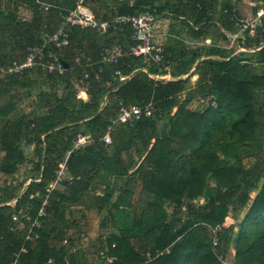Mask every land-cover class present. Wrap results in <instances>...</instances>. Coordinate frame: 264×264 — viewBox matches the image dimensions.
<instances>
[{
    "label": "trees",
    "instance_id": "obj_1",
    "mask_svg": "<svg viewBox=\"0 0 264 264\" xmlns=\"http://www.w3.org/2000/svg\"><path fill=\"white\" fill-rule=\"evenodd\" d=\"M45 1L55 3L54 0ZM218 1L177 0L176 5L168 7L176 16L192 19L185 22V28H191L197 40L213 39L216 44L226 40L220 30L237 33L241 19L233 0H223L221 4ZM76 3V0L69 3L71 8L56 5L70 10ZM84 5L99 22L143 11L153 15L163 11L156 7L155 0H87ZM218 6L225 9L226 14H221L214 22ZM1 25L15 27L17 31L20 28L16 20L0 13ZM263 29L264 21L254 36L241 35L237 47L253 52L234 56L233 51L215 46L203 56L200 51L186 49L181 42H174L177 46L168 42L163 44L161 65L129 54V49L135 45L129 25L104 36L78 29L77 42L86 39V35L97 42L100 40L98 66L103 67L98 81L93 82L96 87H92L91 101L87 105L92 118L82 124V116L73 115L65 105L66 100L76 99V92L71 90L73 75L70 69L58 75L38 66L20 75L2 78L0 117L4 120L0 150L4 151V156L0 161V174H13L24 163L21 148L24 140L34 146V171L40 177L37 182L30 183L14 207L0 206V264H13L11 255L25 246L26 234L15 237L16 227L25 222L29 230L35 220L40 224L34 229L38 239L34 245L26 244L28 252L21 254L16 264H47L49 260L52 264H66L63 258L71 248L76 252L69 255L68 264H105L106 257L113 259L111 264H222L213 251L212 239H217L215 250L224 245L226 249L227 243L233 240V228L227 232L217 230L213 238L209 229L215 230L229 213L238 215L239 210L248 205L249 193L264 178ZM215 31L217 41L211 37ZM41 43L39 33L38 41L27 47ZM117 47L122 56L115 64L101 62L103 48L114 50ZM21 48L19 45L18 50ZM59 50L48 45L45 59H52L53 55L58 58ZM248 63L254 64V72L247 67ZM162 65L169 66L172 71L171 80L165 84L151 78L162 75ZM36 69L45 70L50 82L49 89L39 95L45 112L35 118L23 117L22 122L18 121L19 131L7 135L5 120L15 110L18 97L14 89L25 90L26 87L14 79ZM192 70L197 80L191 91L181 97ZM106 73L113 78L110 82L116 91L112 94L125 102L123 106L143 107L151 102L155 109L151 117H141L116 128L113 132L120 129L117 135L127 133L126 138L122 136V143L113 142L112 133L108 146L101 138L117 116L119 106L117 109L105 106L99 110L103 95L98 85L107 83ZM116 73L130 77L129 81L119 82ZM85 74L81 75V83ZM89 77L92 81L94 74ZM204 100H207L206 107L190 108L192 103ZM80 126L83 127L80 129ZM77 135L92 136L93 140L70 153L65 165L70 179L60 185L65 192L54 189L49 195L45 216L38 217L45 189L60 162L66 158V152L72 149ZM148 148L139 162L142 150ZM136 185L138 191L133 193ZM116 186L123 189L113 200ZM99 189H103L102 192L99 193ZM12 192V188L0 187V200L8 202L14 197ZM132 193L135 194L133 199ZM167 206L172 207V213H167ZM20 208L25 210L26 219L12 222V213ZM127 209L133 210L129 228L117 227L116 232L102 235V243L98 246L90 239L87 256L81 253L79 244L85 231L81 222L87 219V228H91L90 221L94 224L97 216L100 228H104L105 220L99 217L104 212V217L116 227L115 214ZM74 210L82 213L79 221L73 217ZM91 213L97 214L93 217L89 216ZM234 249V264H264V182L242 218L234 238ZM101 251L106 257L100 256ZM160 253L162 255H158Z\"/></svg>",
    "mask_w": 264,
    "mask_h": 264
},
{
    "label": "crops",
    "instance_id": "obj_2",
    "mask_svg": "<svg viewBox=\"0 0 264 264\" xmlns=\"http://www.w3.org/2000/svg\"><path fill=\"white\" fill-rule=\"evenodd\" d=\"M44 2H47L45 0H42ZM83 0H76V6L82 4ZM234 1V0H233ZM55 2V3H54ZM54 4L60 5L66 8H71L69 3H72L73 0H54ZM235 2V1H234ZM25 3L28 5L26 9L21 8V4ZM50 3V2H47ZM263 5L264 6V0H237L235 3V8H237L238 13L240 16L242 14H245L248 16V18H251L254 16L255 10ZM86 7V6H85ZM0 13L12 17L14 20L18 22L17 27L19 28V31L15 29V27H10L7 25H1L0 26V68L4 65H7L10 61H20L22 62L27 54V44L38 41L39 33L42 30V27L44 24H48L51 27V31H54L56 28H58L60 25H62L61 19L57 17L55 14H50L48 16H44L41 14H38L36 12V8L34 6V0H0ZM15 25V22H14ZM156 25L154 24V30L156 34ZM78 28H67L68 38H69V45L60 48L61 50L58 51V55L65 68V70H69L72 73V79H71V87L72 91L77 92L78 90L82 89L83 83H81V75L83 73H86L88 75V78H90V74H94V77L92 78V81H88L92 85L87 88V97L84 99V101H79L77 99H68L66 100V106L68 109L73 111V115H80L82 116L81 124L85 121H88L92 118V111L89 110L88 104L91 101V93L92 89L96 87L94 85V79L95 77H98L99 79V73L103 71V67L98 66V42L93 40V38L90 35H86V39L77 42V38L79 34H77ZM226 32V31H224ZM80 33V32H79ZM228 33V32H227ZM166 36V35H165ZM165 36H157V42L164 44L166 42ZM35 37V40L34 38ZM226 37V36H225ZM98 39V38H97ZM41 40V38H40ZM22 45L21 50H18V46ZM27 47V48H26ZM115 51L121 52L120 47H117L114 49ZM62 59H64L62 61ZM79 65V66H77ZM193 73V70L189 73L191 75ZM188 77L184 76V78ZM104 79L107 81L105 84L98 85V89H100V94L103 95L101 101L99 102V110L102 107H113V109H117L120 104H124L125 102L119 97L112 93H115L116 89H114V86L110 81H113V78L109 76V74H105ZM130 77H127L126 81H129ZM14 80H18L19 84L23 82L25 84V90L16 88L13 93L18 94L17 97V103L15 110L9 114L7 117V120H5V123L7 124V128L5 131L7 132V135H15L19 129L21 124L18 122L21 119V122L23 120V117H32L35 118L39 114H42L45 112L44 103L40 100V93L43 91H47L50 86L49 79L47 78V72L42 69H36L31 72L25 73L23 76L15 78ZM197 80L196 73L191 75L190 82L193 81V86ZM94 82V83H93ZM117 84V82H116ZM93 87V88H92ZM193 88V87H192ZM55 91H58V87L55 86ZM84 97V98H85ZM40 100V101H39ZM205 101V100H204ZM204 101H201L200 103H203ZM137 102V101H136ZM133 103V102H131ZM135 103V102H134ZM138 103V102H137ZM140 103V102H139ZM127 104V103H126ZM140 105V104H139ZM84 107V108H83ZM115 107V108H114ZM82 109V111H81ZM81 111L80 114H77ZM4 119L0 117V130L2 127V121ZM8 121V122H6ZM83 126H80V129ZM120 129H118L119 131ZM127 133H121L118 134L114 133L113 142L116 143H122L123 138H126ZM124 136V137H122ZM44 139V137H42ZM91 140H93L92 136H89ZM21 148H22V154L25 157V161L22 165H20L17 169V171L13 174L9 175H2L0 174V187L5 186L8 189H13L14 197L10 200H7L8 202L4 203L2 200H0V206L2 204H6L9 207H13V205H16L18 199L21 198L22 194L24 193L25 189L30 185V183L37 182L39 180L40 175H38L34 171V146L32 144H26L24 140L21 142ZM149 150H142V156L139 157V162H142L144 159L146 152ZM4 156V151L0 150V161ZM264 182V178L261 179V181L258 184V187L251 191L249 193L250 200L248 202V205L241 210H239L238 215H233L229 213L227 216H225L221 223L218 225V227L215 230H210L212 234V238L214 237L216 231H223L227 232L229 229L233 228V240L229 241L225 245L219 249L215 250V247L212 246L213 251L216 252L217 259L222 264H234V258H235V249H234V238L237 234L239 225L242 221V218L245 214V212L248 210L252 199L255 197V195L259 192L262 183ZM138 186V185H136ZM55 190L65 192V189H61L60 187L55 188ZM134 193V192H133ZM132 193L131 199L135 197V194ZM202 204V202H199ZM134 204V203H133ZM70 210V209H69ZM167 213H172L173 209L172 207H166ZM133 210L127 209V211H118L115 216V226H110V229L104 231V228L98 227L97 229V237L95 239H92L96 246L102 243V235L107 236L108 234L116 232L117 227H120L122 229L129 228L131 226V213ZM89 212L87 213L88 216ZM92 216L95 217L97 213H91ZM16 227V226H15ZM14 227V228H15ZM27 226L24 223L19 224L16 229L14 236L15 237H21L24 236L26 233ZM13 228V230H14ZM90 231V227L87 228V234ZM86 230L84 233H82V236L84 237ZM70 233H72L70 231ZM88 238L90 234L87 235ZM101 236V237H100ZM82 237V239H83ZM231 238V239H232ZM82 239L80 241V244L82 243ZM79 244V245H80ZM80 248V247H79ZM81 250V248H80ZM87 250H90L89 247H87ZM87 250L84 249L83 253L84 255L87 254Z\"/></svg>",
    "mask_w": 264,
    "mask_h": 264
},
{
    "label": "built area",
    "instance_id": "obj_3",
    "mask_svg": "<svg viewBox=\"0 0 264 264\" xmlns=\"http://www.w3.org/2000/svg\"><path fill=\"white\" fill-rule=\"evenodd\" d=\"M7 1V0H4ZM9 1V0H8ZM34 6L38 14L48 16L50 14H55L61 19L62 25L51 31V27L48 24H44L41 30L42 43L38 46L31 47L27 50L25 59L22 62L13 61L11 64L0 68V80L6 76H16L22 74L26 70L35 69L40 66L47 72H56L58 75H62L65 68L62 62L53 55L52 59H45V50L48 45H53L56 49L69 45V38L67 33V28H78L80 30H91L95 31L99 35H107L109 32H116L121 26L129 25L133 31L132 41L135 43L133 47L129 49V54L134 57H142L148 59L155 64L161 65L164 58V48L163 44L157 42V34L154 31L155 19L152 13L149 11H143L140 14L134 16H115L111 19L99 22L93 12L81 4L77 5L75 8L70 10H65L60 6L44 2L42 0H34ZM27 4L22 3L21 8L26 9ZM226 12V11H225ZM233 13V12H232ZM232 20V19H231ZM264 21V6H259L254 13V16L250 19H240L239 20V30L236 34H232L231 41L229 40V48H232L234 43H236V48L240 52L245 48L237 47L238 38L247 34L249 37L254 36L258 27H261ZM264 32V29H263ZM245 51V50H244ZM246 52V51H245ZM122 54L119 51L111 50L109 48H103L101 53V62L115 64L117 59L121 57ZM171 69L169 66L162 65V75L153 77L156 82L165 84L171 80ZM119 82L126 81L127 77L122 76L120 73H116ZM88 75L83 76L82 89L76 92V99L79 101H84V97L87 95V88L91 86L88 82ZM98 81V77H95L94 82ZM153 104L147 103L145 106L140 107L138 105H120L117 110V116L111 120L110 124L107 126L101 141L104 145L111 144V134L113 131L121 125H126L134 121L139 120L141 117H151L154 112ZM91 143V139L86 135H77L73 142V147L66 152V158L60 162L58 169L52 180L49 182L45 189V193L41 202V207L38 211V217L45 216V208L48 206L49 195L51 192L60 187L62 182L70 179L66 171V160L73 150L80 149ZM15 205H13L14 207ZM231 209V207H230ZM27 215L24 209L20 208L15 210L11 215L12 222L19 223L22 219H26ZM38 221H34L29 226L24 242L25 246H22L18 252L13 253L11 256L13 258V264L17 263V260L21 254H27L28 248L26 244L34 245L38 239V235L34 232L35 228L39 227ZM66 243V241H64ZM217 245V239L214 237L212 239V246ZM76 252L75 248L68 250L67 255L64 256L63 260L68 264L69 255ZM158 255H162L161 253ZM100 256L106 257L103 251L100 252ZM150 259L149 255L146 256ZM112 258L106 257L105 264H111ZM47 264H52L49 260Z\"/></svg>",
    "mask_w": 264,
    "mask_h": 264
},
{
    "label": "rangeland",
    "instance_id": "obj_4",
    "mask_svg": "<svg viewBox=\"0 0 264 264\" xmlns=\"http://www.w3.org/2000/svg\"><path fill=\"white\" fill-rule=\"evenodd\" d=\"M84 1L87 3V0H83L82 4L84 5ZM223 0L218 1V4H221ZM235 3L237 0H234ZM177 4V0H155V5L156 7H160L162 8V12H160L159 14H154V19H155V25H156V34L159 36H165L166 38V42L164 43L166 45V43L171 42L172 44H174L175 46H177L178 44H176L177 42H181L182 46L185 47L186 49H191L192 51H200V53H202V55L204 56V53L207 52L209 50L210 47H221L222 49H224V51H233L232 56L237 55L238 54V48H236V43H234V45L232 46V48H229V40L231 41V36L232 34H236V33H227L224 32V30H220V33L224 34V36H226V40L225 41H220L217 42L216 44H213V39H202L199 38L198 40L195 38V36L192 35L193 30L190 28V30L192 32H190V30L187 28H185V22L186 21H192V19L190 18H185L182 19L180 16H176L172 11L171 8L168 7L169 5H176ZM87 7V6H86ZM93 7L97 8L96 5L93 4ZM152 9V7H151ZM237 10V8H235ZM238 12V11H237ZM221 14H226L225 9H222V7L218 6L215 10V15H214V22L218 21V18ZM239 14V13H238ZM241 19H250L248 18V16H246L245 14H242V16H240ZM191 26V24H189ZM197 29V28H195ZM217 31H215L214 33H212L211 37L214 38V40H218L216 39L218 37V34H216ZM176 42V43H174ZM245 51H248L249 53L253 52V51H249L244 49ZM244 50H241L243 52H245ZM243 64V63H242ZM247 67L254 72V64L252 63H248ZM193 81L189 82V84L186 86V91L185 94H183L181 97H183L184 95H186V93H188L189 91H191L193 86ZM260 94V93H259ZM258 94V95H259ZM264 95L262 94L261 97H263ZM261 100V98H260ZM207 106V100H205L203 103H192L190 105L191 109H202L203 107ZM113 133H118V131L113 132ZM122 186H116V190H115V194L113 196V200L117 198V196L119 195V193L122 191ZM101 190V191H100ZM103 189H99V193L102 192ZM138 191V186H136L133 189V192ZM79 211V210H78ZM77 210H74L73 214L75 216H73L75 218V221H79L78 219L81 218L82 213L78 212ZM93 214H90L89 216H92ZM105 213L103 212V214H100L99 217H103V219L105 220V222L107 221V223H103L104 226V231L107 232L106 230L110 229L111 224H109V218L107 216H105ZM87 218V217H85ZM84 218V220H85ZM96 220L94 221L93 224V220L90 221V231L88 232V234H90L89 238H88V234H87V219L86 222L83 221L81 222L82 227H85V235L82 239V243L79 245V247L81 248V253L82 250L84 251V249L87 250L88 247V242L90 239H95L97 237V229L98 227L101 226L100 224V219L96 216L95 217ZM109 221V222H108ZM102 223V221H101ZM218 227V226H217ZM87 256V254L85 255ZM89 258V257H88ZM91 260V257L89 258Z\"/></svg>",
    "mask_w": 264,
    "mask_h": 264
},
{
    "label": "water",
    "instance_id": "obj_5",
    "mask_svg": "<svg viewBox=\"0 0 264 264\" xmlns=\"http://www.w3.org/2000/svg\"><path fill=\"white\" fill-rule=\"evenodd\" d=\"M87 97H85L84 99H86ZM65 183V182H64Z\"/></svg>",
    "mask_w": 264,
    "mask_h": 264
}]
</instances>
